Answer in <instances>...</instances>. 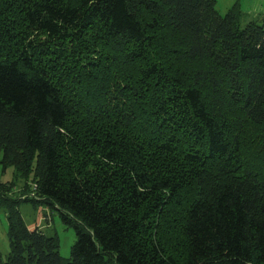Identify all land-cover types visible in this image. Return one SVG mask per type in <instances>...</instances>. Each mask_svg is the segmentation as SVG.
Instances as JSON below:
<instances>
[{
    "label": "trees",
    "instance_id": "16d2710c",
    "mask_svg": "<svg viewBox=\"0 0 264 264\" xmlns=\"http://www.w3.org/2000/svg\"><path fill=\"white\" fill-rule=\"evenodd\" d=\"M0 168L1 264H264L263 23L216 0H0ZM20 201L73 228L68 258Z\"/></svg>",
    "mask_w": 264,
    "mask_h": 264
},
{
    "label": "rangeland",
    "instance_id": "374dc122",
    "mask_svg": "<svg viewBox=\"0 0 264 264\" xmlns=\"http://www.w3.org/2000/svg\"><path fill=\"white\" fill-rule=\"evenodd\" d=\"M235 3L240 11V25L244 27L249 21L255 20L264 25V0H216V9L224 15ZM13 168L1 171L0 182L12 181ZM16 197V196H15ZM18 210L25 225L29 228L38 227L47 235L56 236L59 243V254L68 258L72 245L76 242L73 228L65 225L55 210L41 202L20 201ZM6 210L0 209V264L9 253L8 223Z\"/></svg>",
    "mask_w": 264,
    "mask_h": 264
}]
</instances>
